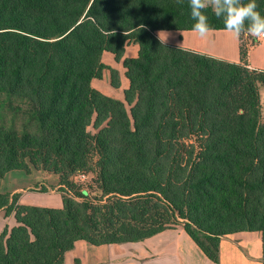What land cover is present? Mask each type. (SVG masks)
I'll use <instances>...</instances> for the list:
<instances>
[{
	"label": "trees",
	"instance_id": "trees-1",
	"mask_svg": "<svg viewBox=\"0 0 264 264\" xmlns=\"http://www.w3.org/2000/svg\"><path fill=\"white\" fill-rule=\"evenodd\" d=\"M193 24L188 0H0V180L43 170L63 194L61 209L0 194L17 222L0 235V264H64L80 241L138 243L177 226L214 263L225 236L264 242V71L156 36ZM130 44L138 56L124 59ZM104 53L123 61V101L92 87ZM79 175L95 196L77 195Z\"/></svg>",
	"mask_w": 264,
	"mask_h": 264
},
{
	"label": "crops",
	"instance_id": "crops-1",
	"mask_svg": "<svg viewBox=\"0 0 264 264\" xmlns=\"http://www.w3.org/2000/svg\"><path fill=\"white\" fill-rule=\"evenodd\" d=\"M159 32L161 31L156 32L157 38ZM163 32L168 33L165 45L236 64L242 62V44L246 42L248 46L244 60L246 65L251 70L264 71V39H256L248 34H243L237 39L226 31H213L205 38H201L192 31ZM252 40L255 42L254 44H251ZM138 52L139 47L130 44L126 47L124 59L136 58ZM105 57L104 54L103 64L108 69L117 71L121 79L123 76L121 91L124 94L129 83L125 77L123 61L118 63L112 55L113 60L108 57L105 59ZM123 94L118 95V93L112 92L114 99L119 101H123ZM260 95L264 124V88L261 89ZM12 173L15 172L9 174ZM7 176L8 174L5 178ZM19 191V189L9 191L11 196L19 195V204L42 208L50 207L45 203L36 202L37 199L30 200L26 191ZM16 225L14 213L6 215L4 212H0V235L5 229L10 231ZM64 264H264V242L261 232H241L225 236L220 241L219 262L214 263L206 257L180 226L138 243L95 247L80 241L71 252L67 253Z\"/></svg>",
	"mask_w": 264,
	"mask_h": 264
},
{
	"label": "rangeland",
	"instance_id": "rangeland-1",
	"mask_svg": "<svg viewBox=\"0 0 264 264\" xmlns=\"http://www.w3.org/2000/svg\"><path fill=\"white\" fill-rule=\"evenodd\" d=\"M245 34L247 33H244V35ZM254 43L255 42L252 40L251 44H254ZM247 49H248V46H247V43L245 42L242 44V54L244 56V58L242 57L243 64H246L244 60L246 57ZM104 54L106 56L105 59H107L108 57L113 60L111 55H109L108 53L107 54L104 53ZM111 71L116 72L118 75L119 88H114L111 85ZM122 79H123V76H122ZM122 79L117 71L108 69L106 67V70L103 73L102 79L95 81L92 84V87L95 90L102 93L103 95L107 97L111 96L110 98L114 99L115 97L112 96V92H114L115 94L118 93V95L123 94V92L121 91V88H122L121 80ZM122 100H124V94L122 95ZM22 119L23 117H21L20 120H17L18 127L21 126ZM262 123H263V116H262ZM88 130L91 134L96 133L92 126L89 127ZM79 176H76L73 179L74 182L78 184L77 195L79 197L83 196V194L95 196V194L97 193L94 190L95 184H93L92 182L93 177L91 175H87L86 178L83 179ZM59 185H60V178L58 176L46 173L43 170L38 171V170H34L31 168L28 172L18 171L12 174H8L6 178L1 179L0 180V192L2 193L0 194L11 196V193H9V191H12L14 189H19L20 190L19 192L26 191L28 198H30V200L37 199L36 202L45 203L47 205H50L49 208L61 209L63 205V199H62L63 194L60 192ZM177 227H180V226H177Z\"/></svg>",
	"mask_w": 264,
	"mask_h": 264
},
{
	"label": "clouds",
	"instance_id": "clouds-1",
	"mask_svg": "<svg viewBox=\"0 0 264 264\" xmlns=\"http://www.w3.org/2000/svg\"><path fill=\"white\" fill-rule=\"evenodd\" d=\"M183 4L184 0H176ZM190 17L194 21L192 32L201 38L208 37L214 31L209 23L207 10L217 18L223 19L224 30L235 38L247 33L253 38L264 39V15L258 11L257 0H188ZM168 33L159 32L161 44L166 43Z\"/></svg>",
	"mask_w": 264,
	"mask_h": 264
},
{
	"label": "built area",
	"instance_id": "built-area-1",
	"mask_svg": "<svg viewBox=\"0 0 264 264\" xmlns=\"http://www.w3.org/2000/svg\"><path fill=\"white\" fill-rule=\"evenodd\" d=\"M79 177H81V178H83V179H84V178H86V176H85V175H81V176H79Z\"/></svg>",
	"mask_w": 264,
	"mask_h": 264
}]
</instances>
